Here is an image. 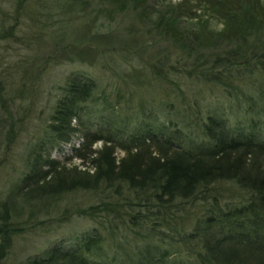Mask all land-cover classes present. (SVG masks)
<instances>
[{
    "label": "trees",
    "instance_id": "obj_1",
    "mask_svg": "<svg viewBox=\"0 0 264 264\" xmlns=\"http://www.w3.org/2000/svg\"><path fill=\"white\" fill-rule=\"evenodd\" d=\"M139 1L142 7L145 0ZM202 13L217 17L222 29L214 37L207 34L206 26L189 34L203 41V54L191 69L183 71L178 58L176 65L154 66L151 72L163 82L175 83L179 91L182 74L198 84H213L226 101L218 98L216 102L210 96L184 108L161 98L149 105L129 131L107 97L98 109L99 118L87 123L88 101L98 82L85 72L71 74L52 115L53 135L48 142L52 149L64 151L65 144L81 137V145L72 147L74 157L89 160L92 172L77 168L71 174L52 157L51 149L36 153L29 172L0 201V264L18 228L12 220V203L18 197L34 204L79 190H92L102 197L101 206L84 210L96 218L101 209L111 220L109 233L94 226L69 235L27 257L24 264H264V0H181L170 16L158 19L157 26L183 44L189 22H204ZM176 73L174 80L171 74ZM233 103L242 116L233 113ZM98 141L103 145L94 149ZM118 149L123 156H117ZM223 181L237 185L239 200L222 202L212 192V186ZM124 195L130 212L136 211L130 219L140 228L132 236L121 235L114 245L113 218H123L116 213L122 204L114 199ZM193 196L209 205L190 232L178 238L171 235L175 240L168 242L162 235L169 228H157L156 221L148 225L153 220L150 211L155 215L151 205H172L176 199ZM135 201L137 209L132 205Z\"/></svg>",
    "mask_w": 264,
    "mask_h": 264
},
{
    "label": "rangeland",
    "instance_id": "obj_2",
    "mask_svg": "<svg viewBox=\"0 0 264 264\" xmlns=\"http://www.w3.org/2000/svg\"><path fill=\"white\" fill-rule=\"evenodd\" d=\"M121 1L0 0V201L20 184L38 152L51 149L52 157L65 164L71 174L77 168L92 172L89 160L83 162L74 157L72 147L81 145V137L63 144L64 151L52 149L48 142L53 135L52 115L71 74L85 72L98 82L88 101L91 113L86 117L87 123L99 118L98 109L103 97H107L113 112L122 119L120 123L127 125L129 131L134 130L149 105L159 103L161 98L184 108L193 106L196 99H225L221 89L213 84H198L182 74L179 91L175 83L163 82L151 72L154 66L176 65L178 58L184 66L181 69L190 70L203 54V41L197 42L189 34H196L200 26H206L210 36L219 34L222 23L217 17L202 13L201 25L189 22L188 39L179 44L158 29L157 21L163 15L170 16L181 0H145L142 7L139 0ZM216 41L222 43L220 39ZM178 76L171 74L174 80ZM233 104L234 109L230 110L242 116L241 108ZM102 145L98 141L93 148L100 149ZM116 154L121 157L124 153L118 149ZM215 191L222 202L239 200L240 191L231 181L214 184L212 192ZM231 194L236 198H231ZM117 199L123 208L116 213L123 218L112 217L117 227L113 244L120 241L121 235L132 236L140 228L130 219L136 211L132 207L130 212L128 201L124 202L126 195L114 200ZM102 203V197L92 190L45 197L34 204L18 197L12 203V220L18 228L3 264H24L27 257L42 253L53 242L94 226L109 233L111 220L101 209L96 218L84 210ZM137 203H132L136 209ZM208 205L200 196L176 199L172 205H151L155 215L150 211L153 220L148 225L156 221L157 228H169L170 234L162 237L172 242V236L178 238L193 229Z\"/></svg>",
    "mask_w": 264,
    "mask_h": 264
}]
</instances>
